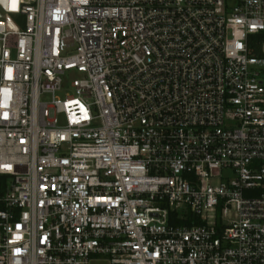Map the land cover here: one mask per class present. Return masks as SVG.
<instances>
[{
  "label": "built area",
  "instance_id": "obj_1",
  "mask_svg": "<svg viewBox=\"0 0 264 264\" xmlns=\"http://www.w3.org/2000/svg\"><path fill=\"white\" fill-rule=\"evenodd\" d=\"M0 177V264H264V0H0Z\"/></svg>",
  "mask_w": 264,
  "mask_h": 264
},
{
  "label": "rangeland",
  "instance_id": "obj_2",
  "mask_svg": "<svg viewBox=\"0 0 264 264\" xmlns=\"http://www.w3.org/2000/svg\"><path fill=\"white\" fill-rule=\"evenodd\" d=\"M75 78H77L76 73H74V72H70V73L66 76V78H65L64 85H65L66 87H68V86L70 85V83H71ZM59 96H60V97H63V95H59Z\"/></svg>",
  "mask_w": 264,
  "mask_h": 264
},
{
  "label": "trees",
  "instance_id": "obj_3",
  "mask_svg": "<svg viewBox=\"0 0 264 264\" xmlns=\"http://www.w3.org/2000/svg\"><path fill=\"white\" fill-rule=\"evenodd\" d=\"M4 180L0 177V186L3 184Z\"/></svg>",
  "mask_w": 264,
  "mask_h": 264
}]
</instances>
